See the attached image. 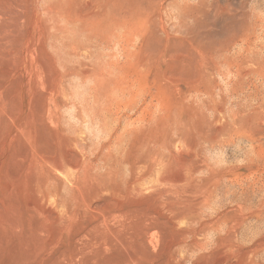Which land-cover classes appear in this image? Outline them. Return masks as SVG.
Returning <instances> with one entry per match:
<instances>
[{
  "label": "rangeland",
  "instance_id": "1",
  "mask_svg": "<svg viewBox=\"0 0 264 264\" xmlns=\"http://www.w3.org/2000/svg\"><path fill=\"white\" fill-rule=\"evenodd\" d=\"M263 69L264 0H0V264H264Z\"/></svg>",
  "mask_w": 264,
  "mask_h": 264
},
{
  "label": "bare ground",
  "instance_id": "2",
  "mask_svg": "<svg viewBox=\"0 0 264 264\" xmlns=\"http://www.w3.org/2000/svg\"><path fill=\"white\" fill-rule=\"evenodd\" d=\"M221 11V10H220ZM226 11V10H225ZM218 13V12H217ZM220 17H222V16H220ZM224 19V18H223ZM233 27V26H232ZM244 30V29H243ZM247 34V33H246ZM120 36V35H119ZM226 37H228V35L226 36ZM226 37L224 38V39H226ZM230 38H231V36H230ZM223 38H222V40H224ZM221 41V40H220ZM253 41V40H252ZM246 35H244V33H243V35L240 37V39H239V42H240V44H241V50L243 51V54H242V64H241V66H242V71H241V76L240 77H242L241 79H243L244 80V76H248V75H252L253 76V74H255V73H260L261 72V70H262V65H260V61L258 62L257 61V59H256V55H255V53H253V51H252V48H255L257 45L255 44V43H253ZM224 42V44H222V45H225V44H228L225 40L223 41ZM232 42V41H231ZM236 42H238V36L236 35L235 37H233V42H232V44H235ZM221 43V42H220ZM237 44V43H236ZM256 45V46H255ZM234 46V45H233ZM237 46V45H236ZM220 47H221V44H220ZM259 47V46H258ZM257 48V47H256ZM208 50H209V48H207ZM225 52H227V50L226 49H223ZM231 50V49H230ZM209 52V51H208ZM218 53V52H217ZM242 53V52H241ZM258 53V52H257ZM209 54V53H208ZM214 54H216V53H214ZM222 54H223V51H222ZM225 54V53H224ZM228 54V53H227ZM239 55V54H238ZM209 56V55H208ZM216 56H218V55H216ZM219 56H221V55H219ZM259 56V55H258ZM224 56H222V58H223ZM230 57V56H229ZM228 56H225V58H226V60H225V62L227 61V58H229ZM213 58H215V56L213 57ZM217 58V60L215 59V61H218V57H216ZM259 58V57H258ZM230 59V58H229ZM228 59V60H229ZM209 60V59H208ZM214 59H212V61H213ZM222 59H220V61H221ZM231 60H232V57H231ZM214 62V61H213ZM238 62H239V60H238ZM240 63H241V60H240ZM215 64V63H214ZM219 64V63H218ZM209 65V64H208ZM216 66V65H215ZM219 66V65H218ZM221 66H224V64L222 65L221 64ZM226 66V65H225ZM224 66V67H225ZM220 67V66H219ZM212 68V67H211ZM222 68V67H221ZM226 68H228V67H226ZM219 70H220V68H219ZM223 70V69H222ZM264 70V69H263ZM217 72V71H216ZM215 72V73H216ZM214 73V74H215ZM217 74V73H216ZM219 74H221V72L219 73ZM208 75V74H207ZM218 75V74H217ZM214 76V75H213ZM234 83V82H233ZM243 83H240V84H238V86H237V88L238 87H241V85H242ZM240 85V86H239ZM243 86V85H242ZM245 86V85H244ZM235 87V86H234ZM233 87V88H234ZM231 89V88H230ZM259 92V91H258ZM257 92V93H258ZM262 93V92H261ZM246 94V93H245ZM244 94V95H245ZM232 95V94H231ZM240 95V94H239ZM244 95H243V97H244ZM209 96V95H208ZM212 96V95H211ZM252 96V95H251ZM263 96V93L261 94V96L259 97L258 95L255 97V98H259L260 100L262 99L261 97ZM233 97H234V95H233ZM242 97V98H243ZM251 98V97H250ZM249 98V99H250ZM246 99V98H245ZM248 99V98H247ZM252 99H253V97H252ZM244 100V99H243ZM255 100V99H254ZM250 101V100H249ZM259 101V100H258ZM241 105V104H240ZM248 113V112H247ZM233 114V113H232ZM241 115V114H240ZM243 115V114H242ZM235 116V115H234ZM261 184V183H260Z\"/></svg>",
  "mask_w": 264,
  "mask_h": 264
}]
</instances>
